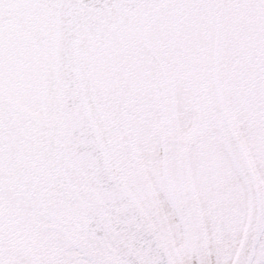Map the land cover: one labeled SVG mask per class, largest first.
Instances as JSON below:
<instances>
[{
    "label": "snow or ice",
    "instance_id": "snow-or-ice-1",
    "mask_svg": "<svg viewBox=\"0 0 264 264\" xmlns=\"http://www.w3.org/2000/svg\"><path fill=\"white\" fill-rule=\"evenodd\" d=\"M0 264H264V0H0Z\"/></svg>",
    "mask_w": 264,
    "mask_h": 264
}]
</instances>
